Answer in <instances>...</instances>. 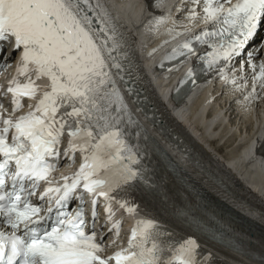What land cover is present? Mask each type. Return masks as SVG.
I'll return each instance as SVG.
<instances>
[{"label":"snow or ice","instance_id":"snow-or-ice-1","mask_svg":"<svg viewBox=\"0 0 264 264\" xmlns=\"http://www.w3.org/2000/svg\"><path fill=\"white\" fill-rule=\"evenodd\" d=\"M176 10L205 27L164 59L194 57L240 91L250 69L244 100L257 99L264 0H180ZM125 44L104 0H0V73L14 69L0 84V264H209L195 237L177 238L155 219L136 220L126 245L117 244L113 203L131 215L138 206L129 193L153 187L146 152L130 140L141 125L120 86L134 92ZM195 74L190 68L177 87ZM77 156L75 171L55 175L61 159L71 167ZM251 258L264 264V253Z\"/></svg>","mask_w":264,"mask_h":264},{"label":"bare ground","instance_id":"bare-ground-1","mask_svg":"<svg viewBox=\"0 0 264 264\" xmlns=\"http://www.w3.org/2000/svg\"><path fill=\"white\" fill-rule=\"evenodd\" d=\"M175 1L172 0L168 8L172 7ZM111 6L113 8L112 17L126 41L125 51L128 54V60L125 62L126 66L135 75L137 83L141 86L140 89L146 97L151 98L150 87L146 83L147 78L137 73V63H141L153 87L163 95L167 91L166 84L168 83L167 86L174 84L182 73L181 69L166 72L162 78H155L149 75L148 72L150 62L157 60L160 54L173 43V37L168 33L167 28L172 26L174 20H169L167 24L160 26L159 29H154L148 23L149 20L156 15L168 16L169 14L157 10H153L152 13H144L141 10L139 0H120L111 3ZM175 25H177V22ZM154 37H156V42L163 41V44L156 48L155 52H153L154 49L148 51L151 47H145V45L149 44ZM165 41L168 42L165 43ZM134 48L138 49L137 54ZM149 54L151 59L147 57ZM247 75L249 77V88L240 91L234 85L226 84L217 73H214L196 87L181 106L171 110V115L181 124L191 129L193 136L199 140L195 142V145L209 158L214 167L222 171L237 188L243 186L244 189L245 187L246 195L253 202L264 204V155L253 154L254 143H260L261 138L264 139V91H260L257 99L245 101L244 96L251 90V73ZM120 86L132 114L135 113L140 116L141 126L155 129L138 110L132 96L122 84ZM217 86L218 88H216ZM227 104L229 105L227 106ZM160 106L161 114L168 120L173 121L168 111L162 105ZM222 111H224V114L221 113ZM187 112H189L188 122L184 120L187 117ZM223 116H228V121H225ZM170 125L175 124L170 122ZM157 134L161 138L158 139V143L168 149L169 155L176 162H180L181 167H186L185 174L199 190L228 208L231 214H237L247 219L251 223L250 225L257 229L256 231H259L253 237L252 232L249 235L240 231L236 226L229 233L219 234L220 239H212L213 236L211 238L205 237L199 243L200 251L203 254H211L209 264H257V259L250 261V256L264 253V214L260 215L259 218L256 214L251 213L259 214L256 209L249 208L241 203L242 201L229 197L213 185L202 173L186 163L181 153L177 152L178 157L175 156L171 151V148L174 147L168 144L164 136ZM136 139L143 149V139L140 136ZM237 142L246 145L239 154H236ZM205 143L208 145L207 149ZM173 151L176 152L175 149ZM215 158L223 159V161L230 158V163L226 164L228 168L223 162ZM154 160L155 154L146 152L144 164L147 166L153 165ZM79 162V156H77L76 164L79 165ZM66 164H68L67 160ZM161 181L172 189L178 199L185 200L186 196L188 197L181 183L169 175H163ZM246 188L256 190V194L252 195ZM132 192L131 202H135L147 212L156 215L153 216L162 225L175 229L174 233L177 238L183 239L191 236L189 233L195 232L196 227L194 225H184L178 212L161 204L158 195L152 188L137 187ZM185 201L187 202L189 199ZM198 213L202 220H209V216L205 213L200 211ZM219 223L227 225L228 220ZM254 238H257L255 244L253 242ZM234 247L239 249L236 251Z\"/></svg>","mask_w":264,"mask_h":264}]
</instances>
